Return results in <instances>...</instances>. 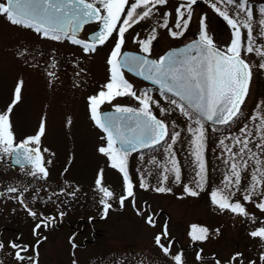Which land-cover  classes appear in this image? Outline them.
<instances>
[{
	"label": "rangeland",
	"instance_id": "obj_1",
	"mask_svg": "<svg viewBox=\"0 0 264 264\" xmlns=\"http://www.w3.org/2000/svg\"><path fill=\"white\" fill-rule=\"evenodd\" d=\"M241 2L243 0L233 4L197 0L191 5V20L186 30L176 28L175 24L179 11H183L187 19L188 0H169L157 6L153 13L157 12L159 17L151 19L157 22L151 54L157 56L172 45L192 37L199 38L205 28L213 44L226 52L234 32L212 4L235 18ZM246 7L252 13L254 51L247 53L248 33L241 28V57L251 68L250 87L240 115L225 127L208 124L188 109L193 116L189 119L170 103L173 98L151 90L122 70L137 95L147 92L151 97L152 114L168 125L169 133L166 141L154 149L128 153L127 171L134 196L127 197L123 205L120 203L121 197L126 196L123 174L111 167L109 158L98 151L107 146L106 133L92 120L89 103L90 97L106 91L104 86L110 79L107 61L111 51H82L66 41L45 38L33 28L13 25L0 15V114L9 115L13 135L32 132L36 136L43 123L45 132L39 147L45 153L48 178L52 182L62 179L67 184L75 193L83 215L105 214L101 201L106 198L100 186L113 194L107 199L111 207L104 220L98 223L101 233L94 243L72 247L64 243V235H58L53 238L58 241L45 243L34 250L35 257L23 261L15 258L14 250L4 247L0 249V264H175L173 257L176 255H181L182 264H216L228 261L237 253L256 260L264 256V240L250 235L264 227V211L257 207L264 203V184L257 185L251 201L244 200L253 173L260 178L264 172V147H261L264 145V67H261L264 56L256 51H264V25L260 23L264 20V0H246ZM239 18L244 19V12L240 11ZM171 19L175 24H171ZM165 20L167 28L160 26ZM169 30L183 31V35L173 38ZM143 40L130 36L125 44L141 49L137 41ZM114 46L111 41L104 48L113 49ZM20 81L23 82L21 99L15 102V88ZM104 104L142 107L132 97L117 96L111 103H102L99 113ZM196 119L200 120L205 134L202 187H198L195 136L189 131V128L196 130L201 126L195 123ZM177 132L180 135L173 142ZM238 139L248 141L242 158L238 153L243 145L237 143ZM173 159L180 171L178 182L171 170ZM232 163L240 166L241 179L238 188L235 185L231 188L230 201L241 203L248 216L221 210L211 199L212 192L224 188ZM101 173L102 182L98 186ZM142 183L147 187H141ZM159 187L168 190L161 193L156 191ZM186 189L198 195L192 196ZM148 217L153 224L146 222ZM193 227L206 228L208 239L192 240ZM165 228L167 236H164ZM158 236L161 244L169 248L167 255L156 243ZM192 245L193 249L187 248Z\"/></svg>",
	"mask_w": 264,
	"mask_h": 264
},
{
	"label": "snow or ice",
	"instance_id": "obj_2",
	"mask_svg": "<svg viewBox=\"0 0 264 264\" xmlns=\"http://www.w3.org/2000/svg\"><path fill=\"white\" fill-rule=\"evenodd\" d=\"M196 2L197 0H188L187 19H185L184 12L179 11L175 24L176 28L187 29L191 20V5ZM217 2L233 4L236 3V0H217ZM166 3L167 0H135L126 14L124 10L129 5V0H6V4L0 3V15H4L11 24L33 28L45 38L57 41L62 38H70L73 44L82 46L86 52L95 51L97 44H104L109 38L113 37V33H116L115 46L107 61L110 65V79L104 86L106 91H101L97 96L90 97L89 103L92 120L97 127L106 133L107 146L100 147L98 151L109 158L111 167L118 169L123 174L126 196L121 197V205H123L127 197L134 196L133 185L127 171L128 153L138 148L154 147L168 136V125L152 114L153 101L151 97L147 92L137 95L133 91V85L124 78L122 69L127 68L128 71L134 72L135 75L158 85L162 92L171 93L173 96L178 97L179 101L187 102L186 107L175 99L170 101L189 119L193 118L192 113L188 110L191 108L194 109L198 116L205 117L208 121L225 125L240 115V108L247 96L248 85L251 80V68L241 58V28L247 29L248 33L247 53L254 51L251 42L252 28L250 22L252 13L246 7V0L237 5L238 11L235 18L230 17L226 11H222L215 3L212 4V7L231 26L234 32V39L226 52L216 48L208 37L205 28L199 37V41L189 44L182 51H170L159 60L147 59L146 56L140 55L123 54L122 56L121 49L125 44V33L128 29L133 24L150 17L153 9L157 6L165 5ZM138 9H143V11H138ZM240 11L244 12V19L239 18ZM122 15L124 19L121 21ZM89 22L99 23L102 26L101 30L90 38L91 42L77 39L76 33L81 30L84 24ZM260 23L264 25V20ZM118 24L120 27H117ZM160 26L167 28V21L165 20ZM169 32L173 38L183 35V31L169 30ZM154 39L155 29L149 39L137 41L143 53L150 54L151 43ZM256 51L258 55L264 56V51ZM261 67H264V64ZM22 87L23 82H18L14 93L15 102H19L21 99ZM117 96L132 97L142 107L137 109L116 106L115 113L117 115H101L98 111L99 106L104 102L111 103ZM13 106L9 107V113ZM195 123L201 125L199 119H196ZM189 131L193 132L195 136L193 144L194 154L199 166L198 187H202L205 180V165L202 156L205 139L204 129L201 125L196 130L189 128ZM44 132L45 128L42 123L36 136L30 137L25 142L20 143L18 147H14V135L11 131L9 115L0 114V145H4L3 150L5 153L15 154L17 163H20L21 159H23L32 164L35 168L33 175H36L37 172L44 176L47 175L46 169L42 165L39 147H28V145L38 146ZM179 135L178 132L174 134L173 142ZM237 143L243 145V148L238 153L242 158L244 149H247L248 141L238 139ZM221 144H223V141H221ZM261 147H264V145H261ZM248 151L251 150L249 149ZM251 158L249 157V159ZM257 163L259 164L260 161H257ZM172 164L173 168L171 170L175 173V179L178 182L180 179L179 167L174 159ZM244 166L246 167V163ZM239 168L240 166L236 163L231 164L230 175L226 176L224 188L212 192L211 199L221 210L226 209L237 215L248 216L246 209L241 203H232L230 201L231 188L233 185L238 188L240 184L241 172ZM166 179L167 176L164 177V180ZM101 182L102 173L97 180V185L100 186ZM261 184H264V172H261L260 178H257L256 173H253L252 184L250 185L249 193L244 195V200L251 201L257 185ZM141 187L146 188L147 184L142 183ZM99 190L106 198L101 201L104 205L106 216L108 209L111 207L107 203V199L111 198L113 194L102 186H100ZM167 190L164 187L156 189V191L161 193ZM11 191H15V189H11ZM186 191L192 196L198 195L196 191L191 189H186ZM225 192H228V194L225 195ZM257 207L264 211V203L257 204ZM29 212L33 217L37 215L34 211L29 210ZM146 222L150 225L153 224L151 217H148ZM41 226L47 227V224H38L34 231H37ZM250 235L264 240V227L251 232ZM164 236H167L166 228ZM191 238L194 241L207 240L208 230L206 228L193 227ZM156 243L161 247L165 255L169 253V248L161 244L160 236L156 238ZM10 246L18 249L15 253V258L23 261L25 257L21 255V252L27 249L21 248L15 243ZM3 247L4 245L0 243V249ZM240 255L237 253L236 257ZM236 257L233 259L235 260ZM173 259L175 264H182L181 255H176ZM216 264H219V261Z\"/></svg>",
	"mask_w": 264,
	"mask_h": 264
},
{
	"label": "flooded vegetation",
	"instance_id": "obj_3",
	"mask_svg": "<svg viewBox=\"0 0 264 264\" xmlns=\"http://www.w3.org/2000/svg\"><path fill=\"white\" fill-rule=\"evenodd\" d=\"M168 1L169 0H167V2ZM134 2L135 0H129V5L126 6L124 10L125 14L130 10V5ZM202 2L203 1H200V3ZM0 3L6 4V0H0ZM97 7H99V5H97ZM138 11L143 10L141 9ZM159 13L161 14V11H159ZM171 13H174V11L172 10ZM151 15L153 16L149 17L150 20L146 18L139 23L133 24V26L128 29L125 33V42L130 36L133 37L134 40L150 38L153 30H157V22H152L151 19L155 20V16L159 17L157 12ZM123 19L124 16L122 15L121 21ZM173 23L175 24L173 19H171V24ZM101 27L102 26L97 22L86 23L82 26L76 37L85 42H91L89 35L98 31ZM117 27H120V25L118 24ZM115 36L116 33H113V37L109 38L107 42L102 45L97 44L95 51H112L113 49L104 48V45L111 41L114 42ZM193 38L194 37L189 40ZM60 41L73 44L70 38H62ZM73 45L85 51L82 46ZM173 46L176 45L170 47ZM139 48H131L124 44L121 52L126 49L134 50L152 58H158L163 53L154 56L151 52L150 54L143 53ZM123 71L127 75H131L125 70ZM140 81L151 90L160 92L156 87L142 80ZM102 109V111L115 110V106H106L104 104ZM225 126L226 125L221 127ZM30 137H34L32 132L14 136V147H18L20 143L25 142ZM28 147L36 148L39 147V145H28ZM154 148L140 151H148ZM3 149L4 145H0V243H2L5 248L14 250V254L18 249L12 248L10 246L12 243L19 245L21 248H26V251L21 252V255L24 256L25 259L35 257L34 250L43 246L45 243H54L58 241L53 239L58 235H64V243L72 247L94 243L97 235L101 233V230L97 227L98 223L104 220L105 214L101 216L94 215V213L83 215L78 208V200L75 193L67 188V184H65L62 179L52 182L48 178V173L46 176L39 172L33 175L32 173L35 171V168L32 164L23 159H21L20 163H17L15 154L5 153ZM39 149L40 156L42 157V165L45 168V153L41 147H39ZM11 189H15V191H11ZM29 210L36 212L37 215L33 217L30 215ZM38 224H47V227L41 226L37 231H34ZM193 247L192 245L187 248L193 249ZM234 257H236V255L229 258L228 261L224 263L219 261V264H253V262L254 264H264V259H262L264 256H260L258 260L254 258L247 259L242 255L236 257L235 260L233 259Z\"/></svg>",
	"mask_w": 264,
	"mask_h": 264
},
{
	"label": "water",
	"instance_id": "obj_4",
	"mask_svg": "<svg viewBox=\"0 0 264 264\" xmlns=\"http://www.w3.org/2000/svg\"><path fill=\"white\" fill-rule=\"evenodd\" d=\"M100 30H101V28H100L98 31L93 32L92 34H90V35H89V39H90L94 34L98 33ZM79 32H80V31H79ZM79 32H77L76 35H77ZM197 41H199V38H194V39H191L190 41H187V42H185V43H182V44H179V45H176V46L170 47V48L167 49L162 55H160L157 59H154V58H152V57L146 56V55H144V54H142V53H140V52H137V51H134V50H128V49H126V50H124V51L122 52V56H123V54H129V55H140V56H146L147 59H151V60H159L161 57L165 56V55H166L167 53H169L170 51H182V50L185 49L189 44H192L193 42H197ZM216 48L219 49L218 47H216ZM219 50H221V49H219ZM221 51H223V50H221ZM224 52H225V51H224ZM241 58H242V57H241ZM242 59H243V58H242ZM124 70H126L127 72H129V73L132 74L133 76H135V77H137V78H139V79L145 81L146 83H149V84L155 86L156 88H158V89L160 90L159 86L156 85V84H153L151 81L145 80V79H143L142 77L135 75L134 72L128 71L127 68H124ZM250 81H251V80H250ZM249 87H250V83H249V85H248V92H249ZM160 91H161V90H160ZM161 92H162V91H161ZM163 93H165V92H163ZM165 94H167V95H169V96H171V97H174V98H176V99L179 100L178 97L173 96L171 93H165ZM247 94H248V93H247ZM246 97H247V96H246ZM246 97H245V99H246ZM245 99H244V101H245ZM180 102H181L182 104H184V105L187 107V102H185V101H180ZM241 106H242V105H241ZM189 109L195 113L194 109H191V108H189ZM110 114H111V115H117V114L115 113V110H105V111L101 112V115H103V116H107V115H110ZM195 114H196V113H195ZM196 115H197V114H196ZM199 117H200L201 119H203V120H204L206 123H208V124L217 125V126L225 125V124L215 123V122H213V121H208L205 117H201V116H199ZM156 118L159 119L158 117H156ZM159 120H161V119H159ZM161 121H162V120H161ZM163 122H164V121H163ZM164 123H165V122H164ZM165 139H166V137H165ZM162 142H163V141H162ZM162 142H161V143H162ZM161 143H160V144H161ZM157 145H159V144H157ZM157 145H155V146H157ZM155 146H154V147H155ZM118 147H119V145H118ZM147 148H150V147H147ZM147 148H138V149H136V150H134V151H131V152H137V151L144 150V149H147Z\"/></svg>",
	"mask_w": 264,
	"mask_h": 264
}]
</instances>
